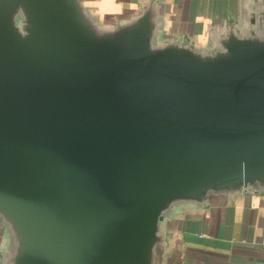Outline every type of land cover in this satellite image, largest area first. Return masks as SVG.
<instances>
[{
  "label": "water",
  "instance_id": "water-1",
  "mask_svg": "<svg viewBox=\"0 0 264 264\" xmlns=\"http://www.w3.org/2000/svg\"><path fill=\"white\" fill-rule=\"evenodd\" d=\"M244 9L197 43L169 0L113 24L0 0V264H165L186 215L264 196V0Z\"/></svg>",
  "mask_w": 264,
  "mask_h": 264
},
{
  "label": "crops",
  "instance_id": "crops-1",
  "mask_svg": "<svg viewBox=\"0 0 264 264\" xmlns=\"http://www.w3.org/2000/svg\"><path fill=\"white\" fill-rule=\"evenodd\" d=\"M143 0H85L107 24L138 12ZM247 0H169L168 33L206 43L223 21H241ZM2 231L0 229V244ZM264 262V196L243 195L233 205L186 215L165 264H260Z\"/></svg>",
  "mask_w": 264,
  "mask_h": 264
}]
</instances>
